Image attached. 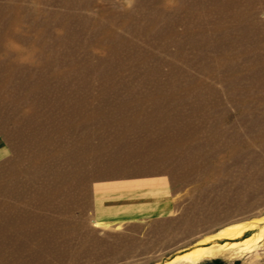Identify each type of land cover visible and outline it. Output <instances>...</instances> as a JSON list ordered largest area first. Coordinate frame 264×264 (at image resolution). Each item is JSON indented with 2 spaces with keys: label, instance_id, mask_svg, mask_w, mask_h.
<instances>
[{
  "label": "rangeland",
  "instance_id": "374dc122",
  "mask_svg": "<svg viewBox=\"0 0 264 264\" xmlns=\"http://www.w3.org/2000/svg\"><path fill=\"white\" fill-rule=\"evenodd\" d=\"M199 249L264 264V0H0V264Z\"/></svg>",
  "mask_w": 264,
  "mask_h": 264
},
{
  "label": "bare ground",
  "instance_id": "6f19581e",
  "mask_svg": "<svg viewBox=\"0 0 264 264\" xmlns=\"http://www.w3.org/2000/svg\"><path fill=\"white\" fill-rule=\"evenodd\" d=\"M231 3V2H230ZM228 3V4H230ZM228 4L226 5L227 8H232L231 5L228 6ZM238 4V3H237ZM246 228H241V226H232V227H228L224 230H222L221 232H219L218 237H224V238H237L242 236L244 230ZM262 237L258 234L257 238L252 239H248V240H244L243 242L240 243H234V244H228L230 245V247H234V246H240L243 245L244 250L250 248V246L256 242H258ZM256 245V244H255ZM228 247V248H230ZM222 249L227 248V245H223L221 246ZM204 257V252L203 250H196L194 252L185 254L179 258H177V261L180 262L181 264H198Z\"/></svg>",
  "mask_w": 264,
  "mask_h": 264
}]
</instances>
